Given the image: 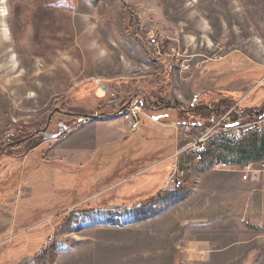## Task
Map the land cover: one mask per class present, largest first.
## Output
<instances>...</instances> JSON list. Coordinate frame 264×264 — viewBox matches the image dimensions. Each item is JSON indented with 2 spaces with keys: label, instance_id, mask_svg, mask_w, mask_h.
I'll return each mask as SVG.
<instances>
[{
  "label": "rangeland",
  "instance_id": "rangeland-1",
  "mask_svg": "<svg viewBox=\"0 0 264 264\" xmlns=\"http://www.w3.org/2000/svg\"><path fill=\"white\" fill-rule=\"evenodd\" d=\"M139 98L152 109L143 108L137 131L106 158L102 152L77 166L46 160L55 141L43 136L13 145L43 130L56 108L108 114ZM236 103L264 108V0H0V144H10L0 151V264L197 258L184 214H157L146 203L159 198L161 209L179 203L174 209L182 212L185 183L159 197L168 192L160 190L163 172L149 169L175 148L170 121L204 124ZM76 116L55 113L46 134L56 135L58 122L70 130L81 122ZM119 124L104 131L115 133ZM263 140L264 132L212 141L207 161L186 179L197 171L217 178L218 162L259 165ZM206 228L208 236L218 233ZM250 237L241 235L232 250L231 240L221 241L228 248L207 253L206 262L264 264V229L260 240Z\"/></svg>",
  "mask_w": 264,
  "mask_h": 264
},
{
  "label": "crops",
  "instance_id": "crops-1",
  "mask_svg": "<svg viewBox=\"0 0 264 264\" xmlns=\"http://www.w3.org/2000/svg\"><path fill=\"white\" fill-rule=\"evenodd\" d=\"M118 113L119 110L115 113H101L98 120H86L76 124L66 133L51 140L55 141L53 150L48 149L44 158L77 166L88 162L101 151L122 145L131 134ZM115 122L120 123L117 132L104 131V127L110 128V125ZM209 174L202 171L191 172L189 179H185L183 188L187 193L185 198H182V212L174 209L180 206L177 205L179 203L167 205L161 209L159 202L155 203L159 198L151 206L160 210L157 214H184L183 219L186 220L183 225L184 230L188 231L192 228L195 231L193 233L190 231L193 238L189 241V250L196 252L197 258L184 256L183 264H208L207 253L210 255L211 252L228 248L227 246L223 248L221 241L231 240L233 244L229 248L236 249L235 245L243 241L240 239L241 235L251 237L255 235L254 239L250 237L254 243L260 240L262 228L264 229V177L259 175L243 181L238 173L223 171L214 179L207 176ZM212 181L215 185H212ZM173 191L161 192L158 196L168 194V197ZM160 203L162 204V201ZM207 225L216 227L218 233L206 235L205 231L208 228L204 230L203 227ZM244 225H252V230L255 232L246 230ZM201 252L203 254H200Z\"/></svg>",
  "mask_w": 264,
  "mask_h": 264
},
{
  "label": "built area",
  "instance_id": "built-area-1",
  "mask_svg": "<svg viewBox=\"0 0 264 264\" xmlns=\"http://www.w3.org/2000/svg\"><path fill=\"white\" fill-rule=\"evenodd\" d=\"M239 105L240 103L234 104L224 115L214 116L210 122L204 124L190 126L173 123L175 148L165 159L170 162V167L161 191L169 192V188L179 187V183H185L188 169L192 166H200L207 161L210 149H205L206 141L219 140L226 143H238L245 138L263 134L264 114L257 120H246L249 115H243L245 113L239 111ZM121 109H128V116H121V121L125 124L129 134L135 133L139 128V116L145 115L142 106L128 102ZM181 142H183L182 145H180ZM213 168L216 171L238 173L243 181L259 175L264 177V162L259 165L248 163L240 169H235L224 162H218L213 165Z\"/></svg>",
  "mask_w": 264,
  "mask_h": 264
},
{
  "label": "trees",
  "instance_id": "trees-1",
  "mask_svg": "<svg viewBox=\"0 0 264 264\" xmlns=\"http://www.w3.org/2000/svg\"><path fill=\"white\" fill-rule=\"evenodd\" d=\"M259 89L260 90H257V91H262L263 90V88H261V87H259ZM255 95V94H254ZM253 95V96H254ZM251 99V98H250ZM250 99H249V97L247 98V99H245L244 100V103L246 102L247 103V101H250ZM253 99V98H252ZM130 103H138V104H140L141 106H142V108H145V110H147V109H152V107L149 105V103H147L146 102V100L145 99H143V98H139V99H135V100H133V101H130ZM243 103V102H242ZM241 103V104H242ZM245 103V104H246ZM239 105V111L241 112V113H249L250 114V118L249 119H257V118H260V117H262V115L264 114L263 112H264V108L263 107H261V108H255V107H247V106H244L243 104L242 105ZM171 110H175V111H177V110H179L180 112H182L183 110H180L178 107H169ZM148 111V110H147ZM166 119L165 121L166 122H168L167 121V116H165V115H163V116H160V119ZM213 119V117L210 119V120H208L207 122H210L211 120ZM170 122H173V121H170ZM178 123H180V124H184V122H183V120H181L180 118L178 119ZM137 143V142H136ZM9 144V138H6V139H4L2 142H1V146H4L3 148H0V151H3L2 153H5L6 152V150L7 149H5V146L6 145H8ZM10 145V144H9ZM135 145V141H132L131 143H130V145H128L126 148H124V149H120L121 151H125V150H127V149H129L130 147H132V146H134ZM139 145H140V143H139ZM121 146V145H120ZM11 147V146H10ZM118 147V146H117ZM263 149L264 148V140L260 143V146H259V151H260V149ZM114 149V148H113ZM108 150H110V149H107V150H104V151H101V152H99V153H102V152H107ZM118 151V150H117ZM98 153V154H99ZM98 154H97V156H98ZM100 155H103V154H100ZM105 155V154H104ZM111 154L109 153V152H107V155H105L104 156V158H106V157H108V156H110ZM167 156H165L164 158H162V159H158L157 161H155V163H157V162H161L162 160V162L161 163H159V164H156V166H154L155 165V163L154 164H151L152 166H154L152 169H149V170H159V171H161V172H163V178H162V183H161V185L163 186V184H164V182H165V180H166V177H167V175H168V172H169V167H170V162L169 161H166L165 160V158H166ZM147 172V171H146ZM142 175V174H141ZM162 186H161V188H162ZM161 188H160V190H161ZM146 203H148V204H153L154 203V201L153 200H149L148 202H146Z\"/></svg>",
  "mask_w": 264,
  "mask_h": 264
},
{
  "label": "water",
  "instance_id": "water-1",
  "mask_svg": "<svg viewBox=\"0 0 264 264\" xmlns=\"http://www.w3.org/2000/svg\"><path fill=\"white\" fill-rule=\"evenodd\" d=\"M60 110L58 108H56L48 117V120H47V124L45 126V128L43 129V132H46L47 128H48V125L50 123V120H51V117L55 114V113H59ZM80 119V121H85V120H98L100 118V115H87V114H80V115H77ZM34 136V134H32L30 137L28 138H24L20 141H17V142H14L13 145H19L20 143H23V142H26L28 141L29 139H31L32 137ZM58 136L57 135H49V134H46L45 137H44V140H50V139H55L57 138Z\"/></svg>",
  "mask_w": 264,
  "mask_h": 264
},
{
  "label": "flooded vegetation",
  "instance_id": "flooded-vegetation-1",
  "mask_svg": "<svg viewBox=\"0 0 264 264\" xmlns=\"http://www.w3.org/2000/svg\"><path fill=\"white\" fill-rule=\"evenodd\" d=\"M60 114H62V115H64V116H76V115H78V114H76V115H73V114H71V113H67V112H65V111H63V110H60V112H59ZM100 115V114H99ZM53 117V116H52ZM52 117H51V119H52ZM75 118H77V119H79V117L78 116H76ZM51 121V120H50ZM47 124V123H46ZM46 126V125H45ZM66 131V127L62 124V123H57V134L56 135H59V136H61L62 134H63V132H65ZM45 135H46V132H43V130H37L35 133H34V136L32 137V138H34V137H40V136H43V138L45 137ZM28 137H30V136H28ZM31 138V139H32ZM31 139H29V140H31ZM28 140V141H29Z\"/></svg>",
  "mask_w": 264,
  "mask_h": 264
},
{
  "label": "bare ground",
  "instance_id": "bare-ground-1",
  "mask_svg": "<svg viewBox=\"0 0 264 264\" xmlns=\"http://www.w3.org/2000/svg\"><path fill=\"white\" fill-rule=\"evenodd\" d=\"M122 114H123V113H122ZM122 114H121V116H122ZM123 116H128V112H127V113L125 112V113L123 114ZM212 141H214V140H209V141H206V142H205V149H207L209 143H211ZM181 187H183V186H182V183H179V187H174V188H181Z\"/></svg>",
  "mask_w": 264,
  "mask_h": 264
}]
</instances>
